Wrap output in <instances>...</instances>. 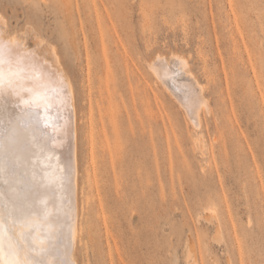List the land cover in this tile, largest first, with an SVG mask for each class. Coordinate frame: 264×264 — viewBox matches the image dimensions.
Segmentation results:
<instances>
[{
    "label": "rangeland",
    "instance_id": "rangeland-1",
    "mask_svg": "<svg viewBox=\"0 0 264 264\" xmlns=\"http://www.w3.org/2000/svg\"><path fill=\"white\" fill-rule=\"evenodd\" d=\"M0 20L74 92L79 264H264V0H0ZM159 53L188 61L198 126Z\"/></svg>",
    "mask_w": 264,
    "mask_h": 264
},
{
    "label": "bare ground",
    "instance_id": "bare-ground-1",
    "mask_svg": "<svg viewBox=\"0 0 264 264\" xmlns=\"http://www.w3.org/2000/svg\"><path fill=\"white\" fill-rule=\"evenodd\" d=\"M0 50V264H79L73 89L56 56L47 60L4 37L1 27ZM175 54L159 53L150 67L198 126L202 88L188 61Z\"/></svg>",
    "mask_w": 264,
    "mask_h": 264
},
{
    "label": "snow or ice",
    "instance_id": "snow-or-ice-1",
    "mask_svg": "<svg viewBox=\"0 0 264 264\" xmlns=\"http://www.w3.org/2000/svg\"><path fill=\"white\" fill-rule=\"evenodd\" d=\"M0 57H2V50H0ZM0 63H2V59H0ZM3 82V73L2 70H0V85H2Z\"/></svg>",
    "mask_w": 264,
    "mask_h": 264
}]
</instances>
